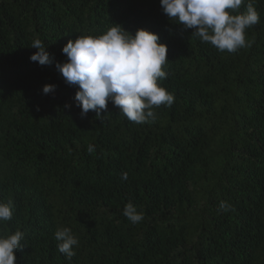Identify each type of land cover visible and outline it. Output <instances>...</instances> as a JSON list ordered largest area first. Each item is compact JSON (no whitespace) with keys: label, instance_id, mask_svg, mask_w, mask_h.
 <instances>
[{"label":"trees","instance_id":"16d2710c","mask_svg":"<svg viewBox=\"0 0 264 264\" xmlns=\"http://www.w3.org/2000/svg\"><path fill=\"white\" fill-rule=\"evenodd\" d=\"M254 7L251 46L222 52L160 0H0V202L13 212L0 236L24 233L18 264H264V0ZM115 24L168 46L158 84L175 100L143 124L111 102L83 117L55 66L69 40ZM36 39L51 66L30 60ZM64 227L79 241L70 260Z\"/></svg>","mask_w":264,"mask_h":264},{"label":"clouds","instance_id":"9594fccd","mask_svg":"<svg viewBox=\"0 0 264 264\" xmlns=\"http://www.w3.org/2000/svg\"><path fill=\"white\" fill-rule=\"evenodd\" d=\"M160 3L171 21L194 29L193 36L222 52L250 47L246 29L260 21L254 0H248L246 10L238 14L245 0H160ZM31 48L38 49L31 55V61L40 65L53 64L54 58L41 40H34ZM62 52L67 62H56L55 66L65 83L78 86L74 99L83 117L94 111L101 119V113L111 102L129 121L143 124L156 118L154 106L170 107L175 100L173 93L158 84V80L167 77L163 66L168 61V46L160 42L157 33L142 28L133 35L115 24L100 36H78L74 41L69 40ZM55 88L56 85L47 84L43 94H50ZM87 151L92 153L95 147L90 144ZM121 178L127 180V172ZM220 208L226 209L224 202ZM12 215L11 201L0 202V221L10 220ZM123 215L132 223L144 219L143 212L131 202L125 205ZM54 235L58 251L69 260L75 256L74 246L79 241L72 230L59 228ZM23 236L19 230L6 237L0 236V264H18L16 252L22 249Z\"/></svg>","mask_w":264,"mask_h":264}]
</instances>
